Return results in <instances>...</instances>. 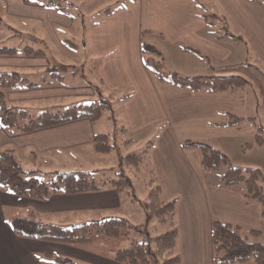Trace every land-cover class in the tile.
<instances>
[{
  "label": "crops",
  "instance_id": "obj_1",
  "mask_svg": "<svg viewBox=\"0 0 264 264\" xmlns=\"http://www.w3.org/2000/svg\"><path fill=\"white\" fill-rule=\"evenodd\" d=\"M2 7L12 27L25 22L28 46L41 50L0 53V71L25 78L6 88L8 104L35 116L88 104L99 100L97 95L117 97L120 114L111 110L106 121L121 117L126 148L138 140L148 142L143 163L149 162L162 198L175 199L181 264H217L210 240L214 219L239 225L242 235L264 246L262 203L246 197L241 183L223 185L226 167L204 170L199 151L181 145L184 139L204 140L228 155L229 145L253 138L252 126L230 125L227 119L228 112L256 121L264 116V104L255 94L264 91V0H61L62 8L48 0H0ZM55 24L65 33L54 31ZM141 42L158 48L169 71L240 74L249 78L248 85L241 92H211L158 83L142 61ZM72 62L81 69L66 77L60 65ZM83 62L90 63L94 77H88ZM98 121L80 117L30 131L0 124V151L11 150L24 170L44 180L54 171L101 172L107 167H101V153L93 148ZM134 203L108 183L95 191L55 192L44 199L13 194L0 183V264H55L56 255L79 263L123 264L115 252L106 257L75 243L21 236L10 220L35 213L42 221L69 226L121 216L138 225Z\"/></svg>",
  "mask_w": 264,
  "mask_h": 264
},
{
  "label": "trees",
  "instance_id": "obj_2",
  "mask_svg": "<svg viewBox=\"0 0 264 264\" xmlns=\"http://www.w3.org/2000/svg\"><path fill=\"white\" fill-rule=\"evenodd\" d=\"M48 4L61 6V0H48ZM62 8V7H60ZM184 49H189L184 47ZM12 47L0 46V53L14 52ZM22 51L38 54L41 50L26 45ZM140 53L144 65L158 83H171L192 90L209 89L211 92H241L248 85V79L240 74L229 75H181L164 67L162 55L158 48L150 43L141 42ZM25 80L19 73L0 71V124L16 127L24 131L40 127L52 126L68 122L80 117H88L95 121L104 109L111 106L110 99H99L88 104L67 107L64 110L42 111L35 116L30 115L22 107L8 104L5 90ZM29 85H35L29 83ZM125 95V94H124ZM123 95V96H124ZM227 123L230 125L245 124L254 128V136L247 142L248 148L264 143V127L258 125L254 116H241L228 112ZM119 129L125 130L123 126ZM183 147H193L199 151L200 164L204 170L214 169L221 164H228V156L219 148L204 140L184 139ZM116 147L110 142L108 133H97L93 139L95 151L105 153ZM148 147V146H147ZM147 149L140 153H129L123 162L133 166V172L139 170L146 158ZM263 172L255 166L241 168L230 164L221 177L225 186L241 183L245 196L255 199L264 206ZM0 183L16 195H25L36 199H44L51 193L86 192L100 189L104 183L112 185L121 192L129 194L132 201L137 200L132 191L127 190L129 179L124 174L117 177L95 178L92 172L82 169L54 171L48 180H44L31 171L24 170L11 150L0 151ZM148 200L141 202L146 213L145 222L132 225L125 217L109 216L100 219H89L77 224L62 226L42 221L35 213L28 216H15L10 220L11 229L25 237H34L44 241L60 243H83L92 240L96 234L118 236L128 234L131 229L147 230L152 227L153 234H146L141 239H132L127 246L118 248L114 258L123 264H181L180 254L176 250L178 227L176 224L175 199H163L161 187L155 177L148 181ZM151 219L156 223L149 225ZM159 224L165 229L159 231ZM148 232V231H147ZM210 240L213 261L217 264L242 263L252 261L264 264V246L251 240L240 231V226L226 221L214 219L210 224ZM55 264H88L79 263L68 256H55Z\"/></svg>",
  "mask_w": 264,
  "mask_h": 264
},
{
  "label": "rangeland",
  "instance_id": "obj_3",
  "mask_svg": "<svg viewBox=\"0 0 264 264\" xmlns=\"http://www.w3.org/2000/svg\"><path fill=\"white\" fill-rule=\"evenodd\" d=\"M0 46L4 47H12L16 51H21L25 48L26 45L30 44V33H27V25L25 22L22 24L19 21V27H12V17L8 16L7 13L4 11V7L0 8ZM56 25V24H55ZM58 25L54 26V31H57ZM20 31L22 33L17 32ZM62 33L64 32V29L60 30ZM53 52V50H51ZM8 55V54H3ZM83 65L85 67V72L88 74V77L92 78L94 77V72L91 69V65L89 62H83ZM60 68L63 73H65L66 77H70L71 70L75 69L76 71L78 69H81L80 64L77 62L72 63H66L64 66L60 65ZM253 71L257 70V67H253ZM91 74H89V73ZM78 79V78H77ZM249 79V78H247ZM66 82H70L69 80ZM255 89H258L256 85H254ZM264 88V83H263ZM256 96L260 99V102L262 105L264 104V91H256ZM110 99L111 106L107 109H104L101 115V122L98 121V129L97 131H100L99 133H103L106 131L109 133L110 142L116 143V148L111 149L110 152L101 153V167H107V169L102 170L101 172L92 173V175L95 177H100L101 174H103L105 177H117L119 174H124L129 179V185L127 186V190L132 191V193L135 194L136 199L135 203L131 206L132 208V214L134 217H139L134 223H143L146 220V213L144 208L141 205V202L148 200V181H150L152 177V172L150 171V164L147 162V165H144L145 163L141 164L139 170L136 171V173L133 172V166L126 164L123 162V159L127 155V153H132L131 151H137L142 152L143 150L147 149V146L149 145L148 142L144 143L141 140L136 141L132 147L126 148L128 146H123L121 144L122 140V133L119 131V127L122 125L121 117L117 116L120 114V109L118 105L117 97L111 98L110 96L106 95H97L95 99ZM263 98V99H262ZM264 106V105H263ZM111 110L114 111L115 120L114 123L110 121H106L107 115H111ZM258 125H261L264 127V116H260V118L256 121ZM118 127V128H117ZM115 128H117L115 130ZM105 129V130H104ZM251 140H242L237 143H233L231 146L229 145L226 150L228 151V158L229 162L228 164H221V166H218L214 169L220 170V168L226 167V169L229 167L230 164L232 165H238L241 168L247 167V166H255L260 168V170L263 172V180H262V186L264 187V146H255L248 148V145L246 144ZM264 145V143H263ZM128 149V150H127ZM131 149V150H130ZM242 160L245 161H251L252 164H246L241 162ZM235 162V164H234ZM100 167V168H101ZM226 170H224L225 172ZM223 172V173H224ZM48 180V179H46ZM162 196V193H161ZM127 197V196H126ZM128 202V200H127ZM79 223V222H78ZM131 223V222H129ZM153 223H156L155 220L151 219L149 222V225H152ZM132 224V223H131ZM133 225V224H132ZM160 226L159 231H162L164 226ZM147 230H141V235L138 236L136 233L137 230L131 229L128 234H121L116 236H106L103 234H96L93 236L92 240L88 242L83 243H77L79 244V248H82L84 250H94L97 252H100L102 255L108 257L112 256L113 253L116 251L118 247H124L127 246L132 239H141L146 234H153L152 227L149 226L146 228ZM148 231V232H147ZM58 256V255H56Z\"/></svg>",
  "mask_w": 264,
  "mask_h": 264
}]
</instances>
